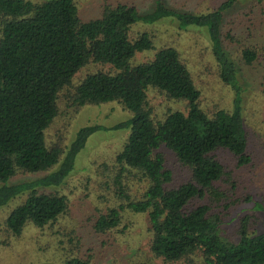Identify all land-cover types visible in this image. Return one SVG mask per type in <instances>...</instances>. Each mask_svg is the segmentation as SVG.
<instances>
[{
	"label": "trees",
	"instance_id": "trees-1",
	"mask_svg": "<svg viewBox=\"0 0 264 264\" xmlns=\"http://www.w3.org/2000/svg\"><path fill=\"white\" fill-rule=\"evenodd\" d=\"M165 1L150 0L145 9L134 0L104 1L99 16L82 19L73 0H0V205L23 195L4 224L18 234L26 221L41 226L54 220L65 210L66 197L48 187L63 182L88 135L127 127L114 155L117 171L135 169L145 188L140 197L129 198L117 173V195L125 201L109 207L94 227L114 226L119 212L127 208L145 215L149 249L164 260L190 259L199 252L204 264H264V217L261 230H249L248 215H241L237 239L230 240L220 232L228 204L223 203V209L216 204L225 196L219 182L228 174L220 152L230 153L237 167L250 160L237 75L263 52L253 41H241L236 57L223 46V11L234 0H220L204 11ZM165 17L181 28L204 27L218 77L233 89L229 109L200 107V91L173 46L157 47L151 58L131 61L135 52L154 46L145 30L128 35L130 24ZM88 61L108 63L110 69L95 68L70 81ZM149 87L182 101L184 109L153 117L146 98ZM106 100L120 102L132 114L109 125L82 124L64 147L44 143L43 130L60 111V102L78 107ZM160 146L189 168L183 181L173 180ZM47 167L33 177L5 182L16 173ZM57 264H87V259L71 255Z\"/></svg>",
	"mask_w": 264,
	"mask_h": 264
},
{
	"label": "rangeland",
	"instance_id": "rangeland-1",
	"mask_svg": "<svg viewBox=\"0 0 264 264\" xmlns=\"http://www.w3.org/2000/svg\"><path fill=\"white\" fill-rule=\"evenodd\" d=\"M40 1V0H31ZM113 0H73L76 12L82 19L99 16L100 5ZM131 1V0H129ZM140 9H145L150 0H134ZM181 9L204 11L220 0H166ZM165 1V2H166ZM221 33L222 44L231 56L236 57L241 41H253L263 52L252 66H242L237 75L240 86V108L242 122L247 136V152L250 160L235 166L234 157L220 152L227 170L219 182L223 196L217 207L223 209L227 203L221 223V234L230 240L237 239L236 229L241 215L247 214L249 230L263 228L264 217V0H234L224 9ZM145 30L149 33L153 48L137 51L132 62L151 58L160 46L170 45L179 52L180 59L191 73L192 80L200 91V107L213 110L216 107L229 109L233 89L218 77L217 64L210 52L209 41L202 26L178 27L174 19L159 18L152 22L134 21L128 35L134 36ZM228 31L232 37L224 34ZM90 62V61H88ZM84 63L77 68L70 81L95 68L110 69L108 63ZM74 77V78H73ZM77 77V78H76ZM147 104L151 115L161 118L168 109H184L182 101L167 98L149 87L146 91ZM132 112L116 100L83 104L78 107L60 102V111L44 128V143L58 142L64 147L78 126L85 123L109 125L128 118ZM127 127L95 130L75 154L73 166L63 182L49 185L66 197V208L54 220L41 226L26 221L18 234L4 224L8 211L20 203L22 193L15 194L0 205V264H57L67 256L75 255L87 259V264H204L199 252L190 259L164 260L154 255L148 246L150 232L143 213L124 208L114 226L103 230L94 227L95 220L125 200L117 195L118 184L114 176L119 173L115 152L127 134ZM166 165L170 168L175 182L189 176V168L177 161L173 153L164 146ZM55 165V164H53ZM16 173L5 182H14L33 177L49 170ZM129 198L140 197L144 180L135 169L122 170L117 177ZM116 180V179H115ZM232 180V181H231ZM233 182V183H232ZM248 195V196H247Z\"/></svg>",
	"mask_w": 264,
	"mask_h": 264
}]
</instances>
